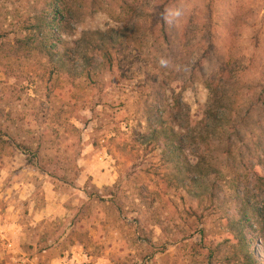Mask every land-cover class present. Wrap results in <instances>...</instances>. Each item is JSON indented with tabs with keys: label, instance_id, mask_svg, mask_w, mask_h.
<instances>
[{
	"label": "rangeland",
	"instance_id": "374dc122",
	"mask_svg": "<svg viewBox=\"0 0 264 264\" xmlns=\"http://www.w3.org/2000/svg\"><path fill=\"white\" fill-rule=\"evenodd\" d=\"M43 1L0 0V221L21 230H0V264H240L237 235L223 220L235 203L212 208L163 182L159 151L139 136L155 94L133 45L113 50L111 68L90 81L16 49ZM180 2L204 13L213 4L218 47L240 52L247 80L264 82V0ZM122 27L99 13L62 38ZM168 90L162 110L173 123ZM182 97L198 122L208 90L195 84ZM18 192H34V203ZM43 192L56 193L50 215L35 211L46 207ZM246 235L264 264V233Z\"/></svg>",
	"mask_w": 264,
	"mask_h": 264
},
{
	"label": "trees",
	"instance_id": "16d2710c",
	"mask_svg": "<svg viewBox=\"0 0 264 264\" xmlns=\"http://www.w3.org/2000/svg\"><path fill=\"white\" fill-rule=\"evenodd\" d=\"M185 5L180 0H44L16 49L44 55L57 74L90 81L111 68L113 50L133 45L150 70L155 94V103L145 110L146 132L139 136L159 151L163 182L212 208L234 202V214L223 220L237 235L240 264H262L251 250L257 240L246 234L264 233V82L247 80L240 52L218 47L213 4L206 13L187 11ZM99 13L123 27L83 32L72 43L62 38ZM233 38L226 35L227 41ZM195 84L208 90L209 99L193 123L182 94ZM168 89L173 123L162 110Z\"/></svg>",
	"mask_w": 264,
	"mask_h": 264
},
{
	"label": "crops",
	"instance_id": "0c3cea01",
	"mask_svg": "<svg viewBox=\"0 0 264 264\" xmlns=\"http://www.w3.org/2000/svg\"><path fill=\"white\" fill-rule=\"evenodd\" d=\"M21 196H24V200L25 199H29V201H32L33 200V198H31L32 197V195H33V193L34 192H18ZM42 197H44V201L46 202V203H44V205L46 204V207H45V209H38V207H36L35 208V204H33L34 205V208H35V211L37 212V213H41V215H44V212L45 213H47L48 215H50V211H52L51 209H50V207H52V197H56V193L55 192H43L42 193ZM32 203H34L33 201H32ZM54 205V204H53ZM10 224V225H9ZM9 224H7V225H4L3 223H1V221H0V230H2V229H6V231H8L9 233H11L10 235H11V237H12V235L14 234V233H19L21 230H20V226H17V225H15L14 223H9ZM22 236V235H21Z\"/></svg>",
	"mask_w": 264,
	"mask_h": 264
}]
</instances>
